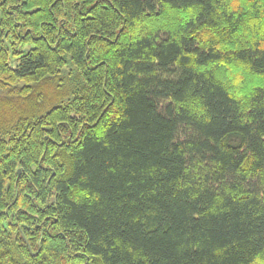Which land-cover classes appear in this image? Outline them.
<instances>
[{
  "label": "trees",
  "instance_id": "obj_1",
  "mask_svg": "<svg viewBox=\"0 0 264 264\" xmlns=\"http://www.w3.org/2000/svg\"><path fill=\"white\" fill-rule=\"evenodd\" d=\"M0 264H264V0H0Z\"/></svg>",
  "mask_w": 264,
  "mask_h": 264
},
{
  "label": "rangeland",
  "instance_id": "obj_2",
  "mask_svg": "<svg viewBox=\"0 0 264 264\" xmlns=\"http://www.w3.org/2000/svg\"><path fill=\"white\" fill-rule=\"evenodd\" d=\"M75 72L73 69L67 67L63 73L56 79H54L51 84H49L53 90V93L56 92V88H61L63 90H67L71 87V82L74 79ZM43 87H46L47 89V83H44ZM48 90V89H47Z\"/></svg>",
  "mask_w": 264,
  "mask_h": 264
}]
</instances>
